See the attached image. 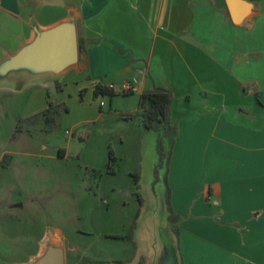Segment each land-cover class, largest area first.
<instances>
[{
    "label": "crops",
    "instance_id": "0c3cea01",
    "mask_svg": "<svg viewBox=\"0 0 264 264\" xmlns=\"http://www.w3.org/2000/svg\"><path fill=\"white\" fill-rule=\"evenodd\" d=\"M248 1L250 13L233 24L224 0H0V62L37 32L70 21L81 40L73 64L57 73L19 71L47 77L73 69L77 86H90L92 95L96 84L118 87L124 81L138 94L171 89L169 112L179 118L167 189L178 215L177 235L166 216L159 231L136 225L132 255L102 264H157L164 254L169 264H264V99L255 89L259 79L233 70L242 68L246 56L264 53V0ZM164 67L168 73L156 77L153 68ZM228 82L234 98L238 92L257 94L260 103L239 106L236 98L227 105L221 86ZM184 84L209 89L214 103L204 96L186 106L174 103L190 101V95L177 92ZM47 106L42 101L37 111ZM136 108L137 103L133 112ZM57 150L62 157V148ZM50 247L60 249V264H78L58 231L40 241L26 264ZM46 258L52 264L51 256Z\"/></svg>",
    "mask_w": 264,
    "mask_h": 264
},
{
    "label": "rangeland",
    "instance_id": "374dc122",
    "mask_svg": "<svg viewBox=\"0 0 264 264\" xmlns=\"http://www.w3.org/2000/svg\"><path fill=\"white\" fill-rule=\"evenodd\" d=\"M244 60L234 73L259 79L255 89L263 100L264 53ZM169 61L170 54L164 65ZM153 69L156 77L168 73L165 67ZM74 76L71 69L47 77L23 71L0 77V264H26L40 241L56 231L78 264L82 258L100 264L124 262L134 250L136 225L159 231L156 227L163 216L167 218L165 199L162 207L160 197L167 186L177 112H168L173 134L145 130L136 117L124 118L136 107V90L113 89L94 97L90 86L87 90L77 86ZM228 84L221 86L227 105L236 98L239 106L260 103L257 94L238 92L234 98L232 82ZM203 90L184 84L177 92L190 95V101L184 97L174 103L190 105L200 96L214 103L215 94ZM42 101L57 105L53 122L45 123L41 117L25 121L42 111H37ZM59 147L62 157L56 156Z\"/></svg>",
    "mask_w": 264,
    "mask_h": 264
},
{
    "label": "water",
    "instance_id": "95a60500",
    "mask_svg": "<svg viewBox=\"0 0 264 264\" xmlns=\"http://www.w3.org/2000/svg\"><path fill=\"white\" fill-rule=\"evenodd\" d=\"M230 21L240 24L250 13L252 3L248 0H224ZM77 59L76 31L72 22L62 21L36 33L34 38L15 54L0 62V77L9 72L25 70L29 73H57ZM60 264L61 251L50 247L32 264ZM176 264V262H174ZM157 264H169L164 254Z\"/></svg>",
    "mask_w": 264,
    "mask_h": 264
},
{
    "label": "trees",
    "instance_id": "16d2710c",
    "mask_svg": "<svg viewBox=\"0 0 264 264\" xmlns=\"http://www.w3.org/2000/svg\"><path fill=\"white\" fill-rule=\"evenodd\" d=\"M80 43L81 40L77 37V45H80ZM97 94H111V90L102 85L96 84L93 88V95L95 96ZM170 99L171 92L168 88L157 87L146 92H141L138 94L136 111L125 114L124 118L130 119L132 117H136L142 128L145 130H162L163 133L173 134L175 128L170 124L168 115ZM56 114L57 105L48 104V106L41 112L33 114L32 116L26 118L25 121L32 123L41 117L45 123H52ZM57 154L61 155L60 150H57ZM161 159L162 154L159 152V161ZM136 197L137 200L140 201L138 194H136ZM164 199L168 212L166 219L170 225L171 231L177 235L176 222L178 221V215L175 214L170 207L168 189L166 185ZM81 264H100V262L82 258Z\"/></svg>",
    "mask_w": 264,
    "mask_h": 264
},
{
    "label": "built area",
    "instance_id": "2783aa9c",
    "mask_svg": "<svg viewBox=\"0 0 264 264\" xmlns=\"http://www.w3.org/2000/svg\"><path fill=\"white\" fill-rule=\"evenodd\" d=\"M107 88L109 90H112V91H113V89H115V90H118L119 92H123L124 93V92H130L131 89H132V86H131L130 82L124 81L118 87L114 86L113 84H108ZM100 104H101V102H100Z\"/></svg>",
    "mask_w": 264,
    "mask_h": 264
}]
</instances>
